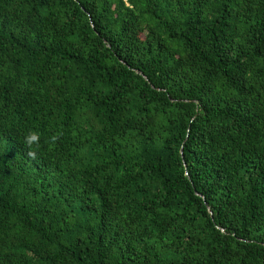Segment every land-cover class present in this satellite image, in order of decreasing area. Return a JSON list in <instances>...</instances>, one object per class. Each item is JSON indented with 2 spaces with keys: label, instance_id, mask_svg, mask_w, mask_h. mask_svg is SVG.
<instances>
[{
  "label": "trees",
  "instance_id": "16d2710c",
  "mask_svg": "<svg viewBox=\"0 0 264 264\" xmlns=\"http://www.w3.org/2000/svg\"><path fill=\"white\" fill-rule=\"evenodd\" d=\"M0 264H264V0H0Z\"/></svg>",
  "mask_w": 264,
  "mask_h": 264
},
{
  "label": "clouds",
  "instance_id": "9594fccd",
  "mask_svg": "<svg viewBox=\"0 0 264 264\" xmlns=\"http://www.w3.org/2000/svg\"><path fill=\"white\" fill-rule=\"evenodd\" d=\"M58 140V136H52L50 143L54 144ZM25 147L29 150L27 155L32 159H37V151L40 145V135L35 132H29L24 138Z\"/></svg>",
  "mask_w": 264,
  "mask_h": 264
}]
</instances>
